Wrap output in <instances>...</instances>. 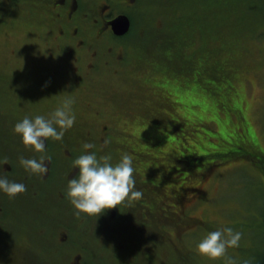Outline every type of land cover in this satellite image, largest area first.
I'll use <instances>...</instances> for the list:
<instances>
[{"label": "rangeland", "instance_id": "374dc122", "mask_svg": "<svg viewBox=\"0 0 264 264\" xmlns=\"http://www.w3.org/2000/svg\"><path fill=\"white\" fill-rule=\"evenodd\" d=\"M250 2L138 0L132 33L136 37L129 40L131 49L138 55L152 56L158 65L171 54L175 61L168 66L170 71L164 69L165 63L160 69L141 66L147 86L138 90L140 96L133 99L150 97L162 87L161 93L164 91L167 96L173 90L174 96L187 101L193 110L189 109L191 117H187L179 106L166 102L160 119L141 130L140 142L131 140L137 145L132 155L134 166L147 182L136 187L143 196L131 201L137 208L128 206L129 221H123L119 231L100 230L89 223L86 232L92 241L85 264H222V260L210 259L195 249L196 242L207 231L216 229L211 226L221 225L243 233L239 247L228 249V255L237 261L251 260L256 251L264 249V172L257 160L213 157L196 165L182 155L185 147L196 152V142L205 144L206 138L216 143L210 131L229 134L227 140H235L240 129L236 124L238 117L248 120L251 134L264 153V20L258 9L261 0ZM210 64L223 65L222 69L229 72L225 73L229 75L225 88L216 79V73L203 71ZM171 68L176 71L172 73ZM194 80L201 85H183ZM125 84L113 83V88H121L116 95L121 102L130 100L132 90ZM227 99L239 106L237 113L222 105L224 101L229 105ZM0 101L1 108L7 110L2 96ZM36 105L41 106L34 104L33 111ZM148 140L160 143L161 147H152ZM117 158L113 156V160ZM146 188L152 193L148 194ZM80 231L73 229L69 233L73 242L81 236ZM70 249L64 248L63 252ZM50 257L51 264L59 260L60 254ZM29 264L47 263L33 260Z\"/></svg>", "mask_w": 264, "mask_h": 264}, {"label": "flooded vegetation", "instance_id": "af4514ba", "mask_svg": "<svg viewBox=\"0 0 264 264\" xmlns=\"http://www.w3.org/2000/svg\"><path fill=\"white\" fill-rule=\"evenodd\" d=\"M136 10L138 0H0V96L8 107L0 106V159L10 161L0 164V176L27 186L15 198L0 193V264H50V256L58 253L59 260L51 264H85L88 245L76 244L69 233L88 230L90 219L106 231L119 229L129 219L128 206L136 208L124 201L98 217H77L64 195L75 174L72 160L85 151L84 142H94L96 148L89 151L98 154L133 155L137 145L131 140L140 142L141 130L160 119L166 102H172L162 87L150 97L133 99L147 86L140 67H159L152 56L130 47ZM124 17L128 31L118 34L114 23ZM115 81L131 87L128 102L117 100L121 88H113ZM67 96L74 98L75 123L61 140L47 139L45 154L51 161H45V177L29 174L18 157L41 153L21 142L14 124L25 115L50 113ZM37 103L41 106L33 111ZM139 175L136 170L135 187L147 183Z\"/></svg>", "mask_w": 264, "mask_h": 264}, {"label": "clouds", "instance_id": "9594fccd", "mask_svg": "<svg viewBox=\"0 0 264 264\" xmlns=\"http://www.w3.org/2000/svg\"><path fill=\"white\" fill-rule=\"evenodd\" d=\"M74 98L64 97L48 114L25 115L16 121L14 133L20 136L25 146L41 153L27 157L20 155L18 162L29 174H40L45 177L49 167L45 161H51L46 155V141L48 138L61 140L65 132L71 128L76 120L72 105ZM109 141L105 140V144ZM96 145L92 141L83 143V149L72 160L75 174L67 180L65 197L75 209L77 217L81 214L99 216L107 209L119 206L121 202H131L143 196L141 189L135 187L136 168L133 156L122 152L118 159L113 160L110 153L98 154ZM0 164H10L7 157L0 159ZM27 190L22 181L10 180L7 176H0V193L15 198ZM243 233L232 227L221 225L215 230L207 231L195 245L196 251L213 260H222V264H252L250 259H240L228 255V249L239 247Z\"/></svg>", "mask_w": 264, "mask_h": 264}, {"label": "trees", "instance_id": "16d2710c", "mask_svg": "<svg viewBox=\"0 0 264 264\" xmlns=\"http://www.w3.org/2000/svg\"><path fill=\"white\" fill-rule=\"evenodd\" d=\"M247 1L249 2V4H251L250 0H247ZM262 4H264V0H261V3L258 6V9L260 10L259 12L261 13V15L263 17L262 19L264 20V5L262 6ZM223 21H224L223 19L220 21L219 26L222 25ZM213 26H214V24H213ZM188 38L185 39V44H187ZM207 42H212V40L207 41ZM171 55H168L167 58L165 59V61L160 60L159 69L163 68L162 65L165 63L167 66H165L164 69L170 71L168 66H171V63L173 64L175 61V56H171ZM181 59L182 58H179L177 60L181 61ZM182 63H185V62H182ZM215 65L216 64H210L207 67H203L204 68L203 71L211 70L212 72L216 73V74H214V75H216V79H220L218 81H222V83L220 82V84L224 85V88H225V85H226L225 81L228 82L227 80L229 78V75L225 74V73H229V72L225 69H222V68H225V66H223V65L222 66H218V65L215 66ZM171 70H172L171 71L172 73H173V71L174 72L176 71V69L173 70V68H171ZM223 70H225V71H223ZM183 85L188 86V88H189V86L198 87V85H201V84L199 82H197V80H194V81L186 82ZM169 91H170V93H168V95L171 96V100L173 101L172 103H174L176 106H179L181 109H183L186 112L185 114L187 115V117H191V114L188 111H189V109L193 110V106H190L187 101H185V100L183 101L182 98L175 97L173 90L170 89ZM232 97H234V96H232ZM226 102H228L229 105H227L225 103V101H224V104H222V105H225L224 107H227L229 111L236 112V110H240L238 105L231 103V100L227 99ZM238 120H239V122L237 121V123L236 122L235 123L237 124V126L240 129H239V131H238V128L236 130L238 132L235 135V138H234L235 140H229V141H231V142H229L227 140V137L229 134L224 135L223 133H221L219 131H216V133L210 131V133H212L213 136L216 138V140H217L216 143L208 142L209 139L206 138L207 141L205 144L200 143L199 141L196 142L197 143L196 152L191 153L192 148L191 147H185L182 155L186 156V158H191L192 163L196 164V165H202V163H205L206 160H210L213 157H215L216 159H222L223 158L225 160H227L229 158H233V157H239V158L240 157H246L248 159H249V157L250 158L252 157V158H254V160H257L256 162L259 163L261 170L264 172V153L258 148V143L256 142V140H254V138L251 134V131H250L251 127L249 126V122L244 117L243 118L238 117ZM200 121H201V123H204V121L202 119ZM216 124L217 125L220 124L219 121ZM202 128H203V126H202ZM200 130L202 132L204 131L202 129H200ZM161 135L164 136L163 134H161ZM209 137H212V136L209 134ZM165 140H164V142H165ZM147 142L150 143V145H152V147H156V146L161 147L160 143H155V142L149 141V140ZM241 147L244 148L243 151H242ZM193 156L197 159L196 161L193 160L194 159ZM183 172L187 173L186 170H183ZM193 221H195L199 224H200V222H203V221H199V220H193ZM90 222L92 224L94 223L92 219H90ZM207 226H208V224H207ZM211 227L217 228L216 226H211ZM98 228L100 229V227H98ZM80 235L81 236H79V238L74 240V242L76 244H79V245H85V246L88 245V247L90 248L92 237L90 235H88V232H86V230L80 231ZM88 261H89V259H88ZM251 261H252V264H264V249H262L260 251H256L252 255Z\"/></svg>", "mask_w": 264, "mask_h": 264}, {"label": "water", "instance_id": "95a60500", "mask_svg": "<svg viewBox=\"0 0 264 264\" xmlns=\"http://www.w3.org/2000/svg\"><path fill=\"white\" fill-rule=\"evenodd\" d=\"M115 29L118 30L119 34H123L128 29V23H125L122 19H119L117 25L115 26Z\"/></svg>", "mask_w": 264, "mask_h": 264}]
</instances>
